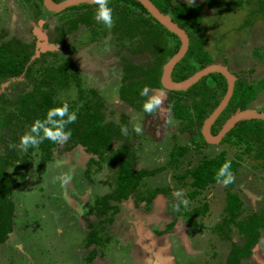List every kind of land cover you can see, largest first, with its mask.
<instances>
[{"label":"rangeland","instance_id":"rangeland-1","mask_svg":"<svg viewBox=\"0 0 264 264\" xmlns=\"http://www.w3.org/2000/svg\"><path fill=\"white\" fill-rule=\"evenodd\" d=\"M33 1L0 0V31L5 33L2 39L15 36L30 45L33 56L39 50L37 58L43 53L48 62L52 60V53L73 60L82 88L95 89L105 102L106 120L114 119L118 124L127 125L126 138L136 149L135 169L168 166L145 176L135 191L149 194L156 190L151 200L140 199L134 193L119 203V212L111 214L109 222L100 225L96 224L97 217L87 214L86 210L89 202L114 187L118 162L108 156L112 152H107L105 159L96 164L90 162L91 154L81 145H56L51 160L39 174L40 150L16 149L18 158L8 166V171L16 177L10 195L14 205L13 230L0 243V264H225L231 241H242L234 224L227 228L223 223L226 191L236 193L242 201L238 219L260 211L264 207V168L260 161L244 153L242 146L229 142L195 146L192 142L195 129L179 132L180 122L173 118L167 101L172 90L148 86L164 96L162 111L149 116L123 101L119 90L124 83L121 81L124 59L131 63L143 60L133 49L129 51L135 41L125 38L122 44L118 43L115 36L110 35V29L95 20L91 26L79 24L64 43H59L54 36L56 25L76 16L81 9L43 10L37 15ZM173 1L203 3L204 0ZM204 34L205 48L214 62L226 65L235 78L246 77L250 81L264 78V0L261 4L258 0H216L205 8ZM41 44L48 48L42 50ZM30 87L31 81L22 75L12 82H0V96L13 98ZM76 94L73 87L60 92L59 97L71 100ZM248 109H264V88ZM169 118L173 121L171 124L166 123ZM137 123L143 128L139 135L133 131ZM26 131L28 126L17 133L16 142L7 135L5 140L10 144L18 143ZM119 144L112 143V146L116 149ZM175 144L187 148L178 165L167 163ZM5 145L0 146L2 152ZM222 150L226 159L238 160L235 182L227 187L210 183L196 198H190L191 177L178 176ZM58 160L68 163L58 167ZM73 169L71 182L62 187L56 178ZM176 190H181L183 198L189 201L186 208L183 204L179 210L174 207L178 203ZM203 203L207 204L206 211L188 221L186 211ZM78 209L85 210L83 215ZM170 222H174L172 226H168ZM90 223L98 229L100 244H86ZM225 228L230 230L229 239L222 236ZM90 252H94L93 256ZM239 264H264L262 236L252 247L251 254Z\"/></svg>","mask_w":264,"mask_h":264},{"label":"trees","instance_id":"trees-1","mask_svg":"<svg viewBox=\"0 0 264 264\" xmlns=\"http://www.w3.org/2000/svg\"><path fill=\"white\" fill-rule=\"evenodd\" d=\"M60 1V0H54ZM163 13H168L172 20L185 29L189 37V45L184 56L174 65L171 76L175 81H181L192 75L195 71L213 63L214 59L205 48L207 38L204 34L205 8L211 7L216 0L187 3L173 0H151ZM261 4L263 0H258ZM35 14L39 15L44 10L42 0H34ZM112 8L114 25L110 35L122 44L127 38L135 41L132 49L143 57L140 63H131L124 59L121 79L124 83L119 90L120 98L143 111L142 102L145 97L140 96V90L145 86L161 87L160 74L163 64L176 53L180 47L178 36L167 30L154 19L146 8L137 0H109ZM95 5L80 3L65 8V10H80L76 16L63 19L56 25L54 36L59 43H64L66 36L76 30L79 24L92 25L95 21ZM101 24V23H100ZM5 33L0 31V82L14 81L22 76L31 81L29 90L19 92L13 98L0 96V146L6 144L4 151L0 149V243L8 238L13 230L12 216L14 205L10 199L13 183L16 177L8 171V166L18 158L16 149L9 148L5 140L7 135L13 142L17 141V133L23 127L29 126L37 119H43L49 107L60 105L67 101L70 111L77 113V120L68 125L71 129V138L66 142V147L81 145L91 154L90 162L99 164L105 159V154L112 152V161L118 162V167L113 177V188L109 192L97 196L92 203H88L87 214L97 217L96 224L109 222L111 214L119 212V203L132 196L139 188L141 180L148 175H153L164 170L168 165L156 168L135 169L133 165V144L127 140V135L121 132V125L114 119L106 120L105 102L101 100L93 88L84 90L77 65L63 54L52 53V60L48 62L45 54L32 58L33 49L26 42L15 36L5 38ZM171 45V46H170ZM195 61V63H193ZM36 63L39 65L36 66ZM124 78V79H123ZM75 88L77 97L63 100L60 92ZM227 81L224 75L218 72L209 73L201 77L187 90H172L168 96V105L175 119L179 120V132L194 130L192 142L195 146L207 143L201 133L204 119L217 106L226 92ZM264 88V78L250 81L246 77H237L234 82L233 93L228 104L219 114L211 127V132L216 134L225 120L235 111L247 109L258 93ZM184 94L186 97H184ZM13 106V109L10 107ZM15 108V110H14ZM264 110V109H263ZM145 113V112H144ZM147 114V113H145ZM6 136V137H7ZM175 136V135H174ZM120 142L115 149L112 143ZM221 142H229L242 146L244 153L260 161L264 168V119H244L238 121L222 138ZM56 144L45 140L39 145L38 173L41 174L45 164L51 160L53 148ZM186 146L175 144L170 151L168 164L178 165L179 159L186 152ZM34 150V148H29ZM96 156V157H95ZM26 157V156H25ZM224 150L213 157L204 159L191 168H187L178 177L184 179L191 177L189 185L192 187L188 193L190 198L196 196L210 183L216 182L215 171L225 161ZM232 161V171L235 173L238 160ZM20 167V166H18ZM23 178V175H21ZM156 190L149 194H137L138 198L145 201L151 200ZM135 195V194H134ZM224 205L225 216L223 223L229 228L234 224L242 241H231L226 255L225 264H239L240 260L252 252L261 236L264 241V207L258 212H251L238 219L242 201L239 196L226 191ZM207 204L186 211L188 221L198 213H203ZM107 221V222H106ZM170 222L168 226H172ZM90 231L86 232V244H100L101 238L97 227L89 224ZM102 227V226H101ZM100 228V227H99ZM218 228V227H217ZM229 229L220 235L229 239ZM94 252H90L93 256Z\"/></svg>","mask_w":264,"mask_h":264},{"label":"clouds","instance_id":"clouds-1","mask_svg":"<svg viewBox=\"0 0 264 264\" xmlns=\"http://www.w3.org/2000/svg\"><path fill=\"white\" fill-rule=\"evenodd\" d=\"M96 6L94 19L103 24L108 29H111L114 25L112 8L109 6V0H91ZM171 46V45H170ZM195 63V61H193ZM140 96L145 97L142 102L143 112L151 115L157 111H162L164 103V96L157 90L150 89L145 85L140 90ZM77 120V113L70 111V106L67 101L62 102L60 105L49 107L46 115L43 119L37 118L29 126L28 131L24 132L18 143L9 144L11 149H19L22 152L28 151L29 148L38 149L39 145L45 140L51 141L56 145H63L71 138V129L67 126L74 123ZM173 121L171 118L166 120V123L171 124ZM133 131L139 135L142 134L143 128L137 123L133 125ZM121 132L125 135L128 132L126 126L121 125ZM66 160H58L57 166L60 167L67 164ZM73 170L68 173H62L56 179L60 181L62 187H65L71 182L73 178ZM215 181L222 186H229L236 180V175L232 171V161L225 160L215 171ZM178 203L174 207L179 210L180 205L183 204L186 208L189 204L187 199L182 196L181 190L175 191ZM81 215L84 213V209H78Z\"/></svg>","mask_w":264,"mask_h":264},{"label":"water","instance_id":"water-1","mask_svg":"<svg viewBox=\"0 0 264 264\" xmlns=\"http://www.w3.org/2000/svg\"><path fill=\"white\" fill-rule=\"evenodd\" d=\"M139 1L146 10L151 14V16L156 19L160 24H162L167 30L176 34L180 39V47L176 53H174L162 66V72L160 76V84L162 88L167 90L181 91L189 88L191 85L196 83L201 77L218 72L224 75L227 81L226 92L221 98L217 106L209 113V115L204 119L201 133L208 143H218L222 137L240 120L244 119H264V112H258L251 109H243L235 111L231 114L225 122L222 124L221 128L216 134H212L210 127L212 123L216 120L219 114L223 111L229 102V99L233 93L235 76L229 70L226 65L220 63H210L203 68L195 71L192 75L181 81H175L171 78V72L174 65L184 56L189 45V37L185 29L181 28L176 22H174L168 13L161 12L158 7L151 0H137ZM80 3H92L91 0H43V4L48 11L60 12L65 8L73 5H78ZM40 37L43 38L40 34ZM41 49H46L44 45H40ZM39 55V50L36 54L32 56L34 58Z\"/></svg>","mask_w":264,"mask_h":264},{"label":"flooded vegetation","instance_id":"flooded-vegetation-1","mask_svg":"<svg viewBox=\"0 0 264 264\" xmlns=\"http://www.w3.org/2000/svg\"><path fill=\"white\" fill-rule=\"evenodd\" d=\"M42 7H43V9L44 10H46V8H45V6H44V4H43V0H42ZM48 11V10H47ZM138 63H140V62H138ZM162 72V71H161ZM172 73V72H171ZM160 76H161V74H160ZM123 77V76H122ZM122 77H121V79H122ZM171 78H172V76H171ZM237 78V77H236ZM236 78H235V80H236ZM153 88V87H152ZM160 89L162 88V86L161 87H159ZM159 88H157V89H159ZM176 91V90H175ZM167 101H168V99H167ZM170 107V106H169ZM248 109V108H247ZM258 112H264V110H262V111H258ZM171 113H172V111H171ZM148 116H149V114H148ZM174 118V117H173ZM217 119V118H216ZM215 122V121H214ZM213 122V123H214ZM213 123H212V125H213ZM212 125H211V127H212ZM202 127V126H201ZM211 127H210V131H211ZM221 128V127H220ZM201 130V129H200ZM219 131V130H218ZM212 133V132H211ZM213 134V133H212ZM224 137V136H223ZM222 137V138H223ZM222 140V139H221ZM221 140L219 141V142H221ZM218 142V143H219Z\"/></svg>","mask_w":264,"mask_h":264},{"label":"crops","instance_id":"crops-1","mask_svg":"<svg viewBox=\"0 0 264 264\" xmlns=\"http://www.w3.org/2000/svg\"><path fill=\"white\" fill-rule=\"evenodd\" d=\"M259 94V93H258ZM257 97V96H256ZM251 102H253V101H251ZM249 108V107H248ZM251 108V107H250ZM254 109V108H253ZM256 111V110H255Z\"/></svg>","mask_w":264,"mask_h":264},{"label":"bare ground","instance_id":"bare-ground-1","mask_svg":"<svg viewBox=\"0 0 264 264\" xmlns=\"http://www.w3.org/2000/svg\"><path fill=\"white\" fill-rule=\"evenodd\" d=\"M41 35V34H40ZM43 36V35H42Z\"/></svg>","mask_w":264,"mask_h":264}]
</instances>
